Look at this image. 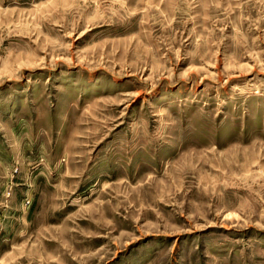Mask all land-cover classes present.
<instances>
[{
	"label": "rangeland",
	"instance_id": "rangeland-1",
	"mask_svg": "<svg viewBox=\"0 0 264 264\" xmlns=\"http://www.w3.org/2000/svg\"><path fill=\"white\" fill-rule=\"evenodd\" d=\"M0 264H264V0H0Z\"/></svg>",
	"mask_w": 264,
	"mask_h": 264
}]
</instances>
